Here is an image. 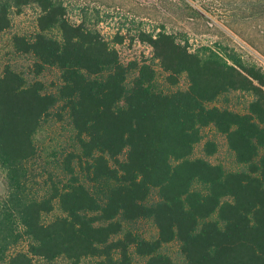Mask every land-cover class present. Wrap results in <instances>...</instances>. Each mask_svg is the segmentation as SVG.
Returning a JSON list of instances; mask_svg holds the SVG:
<instances>
[{
    "label": "trees",
    "instance_id": "obj_1",
    "mask_svg": "<svg viewBox=\"0 0 264 264\" xmlns=\"http://www.w3.org/2000/svg\"><path fill=\"white\" fill-rule=\"evenodd\" d=\"M25 7L37 9L34 31L13 34L11 46L33 58V75L55 68L59 81L48 92L9 65L0 72V169L14 187L0 205V264H176L162 252L171 243L181 264H264V71L226 47L192 48L163 27L137 29L130 42L151 56L122 63L115 46L127 33L109 41L84 19L71 21L61 0H0V34ZM154 65L169 86L183 77L185 88L154 89ZM237 92L251 98L245 111L212 105ZM55 108L59 120L67 114L76 150L60 163L67 180L28 198L16 190L18 178ZM209 127L224 136L242 169L194 156ZM216 151L214 141L204 142L206 157ZM153 193L158 200L150 202ZM54 203L60 215L45 222ZM138 220L150 221L156 235L125 229ZM23 237L26 249L10 253Z\"/></svg>",
    "mask_w": 264,
    "mask_h": 264
},
{
    "label": "rangeland",
    "instance_id": "obj_2",
    "mask_svg": "<svg viewBox=\"0 0 264 264\" xmlns=\"http://www.w3.org/2000/svg\"><path fill=\"white\" fill-rule=\"evenodd\" d=\"M68 18L77 23L82 19L94 26L111 41L116 33L126 34L125 42L116 45L122 63L149 58L150 48L136 41L130 42V37L137 29L155 32L163 27L167 32L177 35L180 40L187 41L192 48L200 45L226 47L227 51L238 54L264 71V66L255 61L250 53L259 55L264 60V0H61ZM37 9L23 8L19 15L11 14L10 28L0 34V72L5 65L24 74L28 81L40 80L48 92L54 91L59 81V72L55 68H47L40 75H33L30 68L33 58L14 52L10 39L13 34L30 35L34 31ZM155 80L153 88L158 91L171 92L177 88H185L186 81L182 77L177 86H169L165 74L154 65ZM133 75H129V80ZM251 98L242 93H229L218 98L212 105L228 108L234 111H245ZM57 108L44 119L39 130L34 135L37 148L35 158L23 164L18 178L16 190L23 192L28 198H42L47 195L52 183L62 185L66 175L61 170L60 163L64 156L76 150L74 132L67 114L62 120L55 115ZM203 141L195 146L194 156L205 157L212 164H220L226 171H236L243 167L234 160L228 149L224 136L216 133L211 127L203 130ZM212 140L217 145L214 155L206 157L203 145ZM79 172V171H78ZM7 175L0 169V205L14 187L10 186ZM81 181L95 193L102 195L103 188L94 185L86 175L78 173ZM9 182V183H8ZM18 192V191H17ZM158 197L151 195L150 202ZM60 215L58 204L54 210L43 217L45 222ZM126 230L133 234L151 239L156 235L153 224L147 220H138L124 224ZM16 233L21 229L15 227ZM25 237L18 238L9 249L16 252L26 249ZM162 252L168 254L176 264H181L182 258L176 243L165 245ZM136 263L142 260L134 256ZM93 259H85L82 264H93ZM62 258L48 263L40 258H34L32 264H64Z\"/></svg>",
    "mask_w": 264,
    "mask_h": 264
},
{
    "label": "built area",
    "instance_id": "obj_3",
    "mask_svg": "<svg viewBox=\"0 0 264 264\" xmlns=\"http://www.w3.org/2000/svg\"><path fill=\"white\" fill-rule=\"evenodd\" d=\"M252 58L257 61L258 63H260L261 65L264 66V60L257 54H253V53H250Z\"/></svg>",
    "mask_w": 264,
    "mask_h": 264
}]
</instances>
